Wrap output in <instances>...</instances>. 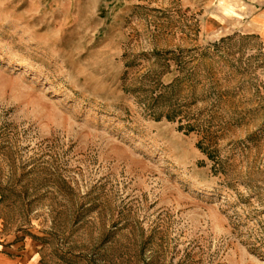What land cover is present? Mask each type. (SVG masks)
<instances>
[{"label":"rangeland","instance_id":"374dc122","mask_svg":"<svg viewBox=\"0 0 264 264\" xmlns=\"http://www.w3.org/2000/svg\"><path fill=\"white\" fill-rule=\"evenodd\" d=\"M0 245L264 264V0H0Z\"/></svg>","mask_w":264,"mask_h":264},{"label":"crops","instance_id":"0c3cea01","mask_svg":"<svg viewBox=\"0 0 264 264\" xmlns=\"http://www.w3.org/2000/svg\"><path fill=\"white\" fill-rule=\"evenodd\" d=\"M0 264H41V263L38 262L37 258H32V256L29 253H27L25 249L18 250L16 248H11V247L9 248L0 245Z\"/></svg>","mask_w":264,"mask_h":264},{"label":"trees","instance_id":"16d2710c","mask_svg":"<svg viewBox=\"0 0 264 264\" xmlns=\"http://www.w3.org/2000/svg\"><path fill=\"white\" fill-rule=\"evenodd\" d=\"M155 100H157L156 98L155 99H153V101H155Z\"/></svg>","mask_w":264,"mask_h":264}]
</instances>
